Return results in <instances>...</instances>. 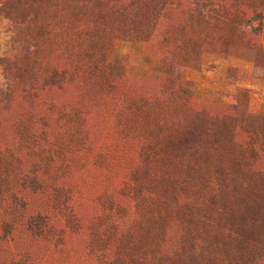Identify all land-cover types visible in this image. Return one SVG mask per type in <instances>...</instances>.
I'll use <instances>...</instances> for the list:
<instances>
[{
	"label": "trees",
	"instance_id": "16d2710c",
	"mask_svg": "<svg viewBox=\"0 0 264 264\" xmlns=\"http://www.w3.org/2000/svg\"><path fill=\"white\" fill-rule=\"evenodd\" d=\"M212 43L264 58V0H0V264H264V104L173 77Z\"/></svg>",
	"mask_w": 264,
	"mask_h": 264
},
{
	"label": "rangeland",
	"instance_id": "374dc122",
	"mask_svg": "<svg viewBox=\"0 0 264 264\" xmlns=\"http://www.w3.org/2000/svg\"><path fill=\"white\" fill-rule=\"evenodd\" d=\"M176 9L166 6L161 13L164 20H172ZM131 52V71L146 76L150 61L141 56L140 48H127ZM250 49L221 44H205L199 59L189 67H177L173 77L181 89L190 94L195 106L208 99L226 107L239 105L244 111V122L256 125L260 121L264 104V58L255 56Z\"/></svg>",
	"mask_w": 264,
	"mask_h": 264
}]
</instances>
